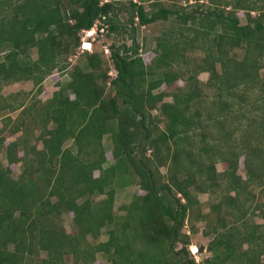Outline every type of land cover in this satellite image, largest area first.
<instances>
[{
    "label": "trees",
    "instance_id": "1",
    "mask_svg": "<svg viewBox=\"0 0 264 264\" xmlns=\"http://www.w3.org/2000/svg\"><path fill=\"white\" fill-rule=\"evenodd\" d=\"M161 1L151 0L149 9L129 1L121 23L120 0H0V87L32 80L39 94L55 69L68 77L45 101L24 105L28 93L19 101L0 93V264H27L41 252L40 264H68L69 253L93 264L97 252L111 264H197L184 262L186 247L175 250L174 244L189 243L180 228L198 203L192 189L221 185L225 192L200 214L205 235H212L201 264H264V0H186L180 7ZM135 17L139 26L169 20L148 64L135 42ZM97 21L109 31L126 30L132 41L110 45L114 77L96 51H83V63L68 62L80 32ZM194 46L204 54L183 87L160 90L181 78L173 66ZM202 71L216 90L206 103L197 77ZM19 108L22 117L9 132L23 129L28 116L40 129V148L23 131L9 142L1 135L12 119L6 111ZM2 151L8 164L22 163L18 176L3 163ZM241 156L245 177L238 173ZM217 160L225 164L221 171ZM160 166L167 167L165 175ZM134 174L145 192L133 193L124 215L114 216L115 185L128 186ZM97 195L104 196L95 200ZM64 213H73L76 232L64 231ZM253 214L262 221L252 220ZM107 221L115 223L108 238L88 242L86 236L96 238Z\"/></svg>",
    "mask_w": 264,
    "mask_h": 264
},
{
    "label": "rangeland",
    "instance_id": "2",
    "mask_svg": "<svg viewBox=\"0 0 264 264\" xmlns=\"http://www.w3.org/2000/svg\"><path fill=\"white\" fill-rule=\"evenodd\" d=\"M129 1L141 2V3H143V5L145 6L146 9H149V5L151 2V0H120L121 9L119 10L118 14H119V17L122 21L121 23H125L126 19L128 17V13H127L125 7L128 6ZM185 1L186 0H163V1H161V3L163 2L167 6H170L172 3H174V4H176V7H180L179 5H185L186 4ZM190 3H192V2H190ZM204 5H208L207 0H204ZM187 7H188V9H190V6H187ZM258 12L259 11H255L252 13L256 14ZM263 12H264V10H263ZM237 15L240 18V22L242 24L245 23L244 11L238 10ZM262 15L264 17V14H262ZM168 21L167 22L165 21L164 23L161 21H157V22L151 23L149 25L139 26V25H136L137 21L135 19V24H134V27H136V29H135V42L139 46L138 52L142 56L145 63L148 64L153 59V57L155 55L154 51H155V47H156L155 37L157 35H160V33L163 29H169L170 24ZM99 25H100V21H97L96 24H94V26L91 29L82 30L80 32L79 48L75 49L74 55L69 56L68 62L71 65L76 63V62L83 63V61L85 59V56H83V51H89V52L96 51V52L100 53L102 55L101 57L104 59V61L107 62V65H108L107 68H108V72L110 74V77H114L116 71L113 68V64H112L111 57H110V55H111L110 45H119V44L123 43L124 41L127 45H130L132 43V41L130 39V35H128V32L124 29H119L118 31H109L107 29V26H105V25L99 26ZM100 29H102V30H100ZM88 31L90 32V34H87ZM83 41L91 42V46L88 50L81 49V43ZM197 44L200 45L199 42H197ZM237 52H238V54L241 53L239 49H237ZM183 53H184V55H183L182 60H180V63L178 65L173 66V68L175 70H178L181 73V78L177 79L171 85H162L160 90L171 91V90H174L178 87H183V85L185 84L184 76H187L190 73V71L194 68L196 63L201 62V58L204 54V51L201 48H197V46H194V47H187ZM260 76H261L262 81H263L264 80V68H261ZM197 77H198V79L201 83L202 89L204 91V93H203L204 102L205 103L207 101L210 102V100L214 99L216 90L207 83L208 73L203 72V71L199 72ZM67 79H68L67 73L60 72L59 70L55 69L54 71H52V73L45 76V78L41 82L40 85H41L42 89H41V92H39V94H37L38 86L34 85L32 80H24V81L21 80V81H17V82H11L8 84H4L0 87V93L2 96L7 97V99L12 98V99L17 100V101L22 99L23 96H25V93H28V95L25 96L26 101L24 100V105H28V103H30V100L34 101L35 99H39L40 101H45L47 98H49L52 95V92L58 88V86H57L58 81L64 82ZM170 99H171L170 96H167L164 98V100H170ZM20 111H21L20 108L12 110V111L11 110L6 111V114L8 113V115L12 119L9 120L8 125L5 128L6 130L1 135L4 136L5 142H9V141L15 139L17 136L22 135V131H23V134H24L23 137L25 139L30 140V143L36 144L37 147L40 148L42 145L41 142H38L35 140V136L38 134L40 129L37 126H35L33 123L30 122V118L28 116H26V118L24 119L23 129L21 128V130H19L15 134H11L9 132V130L11 129V127L13 125V122L21 119L22 115H21ZM151 113H153L155 115L158 112L156 109H154L151 111ZM6 114H4V116ZM2 121L3 120L0 119V129H2V127H3ZM159 125L162 126L163 123H160ZM206 131H207V140L209 141V143H212L213 142L212 136L216 137L215 128L210 125V127H208ZM196 132L198 133V131H196ZM248 140H250V142H252V143H256L258 141V138L256 136H252V137L250 136V139H248ZM103 142H104L103 144H104V147L106 150V157H107L109 162H113L114 158H113L111 150H110V146H111L110 138L108 136H104ZM193 142L196 144H198L200 142L199 134L195 133L193 135ZM246 142H249V141L246 140ZM69 143H70V141H69ZM149 154H150V151L148 150L147 155H149ZM19 155H22L21 150H19ZM2 157H3V163L5 165L6 164L9 165V167L11 168L12 175L14 177L18 176V174L23 169L22 163L21 162H15V163L8 164L7 160L4 157L3 151H2ZM215 165H216V168L218 171H221L225 168V164L223 162L218 161V160L215 162ZM159 171H160V173L165 175V173L167 172V167L166 166H160ZM238 173L241 174L242 177L246 176L242 156L240 157V160H239ZM94 174L97 175L98 171L95 170ZM221 186L218 187L217 189H215L214 191H206V192L205 191H197L196 189H192L194 195H196V199H197L198 203L193 208L188 210V213L185 217V220H184V222L180 228L181 234H188L189 243L186 245L183 242L178 241L174 244L175 250H178L181 247H186V249L188 251V257L183 259L184 262H187L188 258H191V259L193 258L195 263L201 264L203 259L206 256L210 255V252L207 251L205 247H206L208 241L210 240V238L212 237V235H205V230H206L207 226H206L205 222L200 219V214H208L209 210H210V207H209L210 203L213 201H217L220 198L221 193L225 192L223 190L224 185H221ZM144 192L145 191L139 186L138 178L135 174L133 175L131 183L128 186L119 187V186L115 185V198H114L113 209H112L113 215L117 216V217L123 216L125 213V207L131 201L133 193L143 194ZM227 193L229 194V192H227ZM231 193L232 192H230V194ZM103 196L104 195H97V196H95L94 199L98 200V199L102 198ZM177 196L180 197L181 201H184L182 199V197L179 196V194H177ZM212 218H213V216H210V219H212ZM252 220L257 221V222L262 221V219L259 216H257L256 214L252 215ZM59 222H61L62 226L64 227V231H66L68 233L76 232L77 226L73 222V213L62 214ZM110 228L114 229L115 223L107 221L106 225L101 228L100 234L96 238H93L91 235H87L86 236L87 241L93 245L97 242L105 241L108 238V229H110ZM190 246L193 248H194V246H197L198 248L200 246L202 247L201 250L199 249V255L197 257V260L191 254V250L189 249ZM11 247L12 246L9 245V248H11ZM135 247L140 248L143 246L140 243H137V245ZM43 257H45L44 252H41L36 256L33 255L30 259H28L29 261H27V264H40L41 259ZM64 260L68 264H74V262H78V263L82 264V262L80 260H78L76 257H74L71 253L65 255ZM196 261H198V262H196ZM93 264H111V263L107 260V257L102 252H97L95 254V259L93 261Z\"/></svg>",
    "mask_w": 264,
    "mask_h": 264
},
{
    "label": "built area",
    "instance_id": "3",
    "mask_svg": "<svg viewBox=\"0 0 264 264\" xmlns=\"http://www.w3.org/2000/svg\"><path fill=\"white\" fill-rule=\"evenodd\" d=\"M135 19H136V21H137V17H135ZM100 30H102V29H100ZM87 34H90V32L88 31V33ZM90 46H91V42H85V41H83L82 43H81V49H89L90 48ZM189 249L191 250V254L195 257V259L197 260V257H198V255H199V249H198V247L197 246H194V248L193 247H189ZM196 262H198V261H196Z\"/></svg>",
    "mask_w": 264,
    "mask_h": 264
},
{
    "label": "clouds",
    "instance_id": "4",
    "mask_svg": "<svg viewBox=\"0 0 264 264\" xmlns=\"http://www.w3.org/2000/svg\"><path fill=\"white\" fill-rule=\"evenodd\" d=\"M85 50H88V49H85Z\"/></svg>",
    "mask_w": 264,
    "mask_h": 264
}]
</instances>
